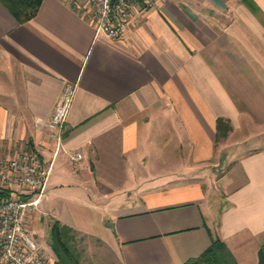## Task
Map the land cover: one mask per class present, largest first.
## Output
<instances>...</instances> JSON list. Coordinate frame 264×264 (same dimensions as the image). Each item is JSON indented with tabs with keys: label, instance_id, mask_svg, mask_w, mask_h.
Masks as SVG:
<instances>
[{
	"label": "crops",
	"instance_id": "1",
	"mask_svg": "<svg viewBox=\"0 0 264 264\" xmlns=\"http://www.w3.org/2000/svg\"><path fill=\"white\" fill-rule=\"evenodd\" d=\"M67 83L58 140L48 122ZM219 117L232 128L218 138ZM29 145L50 174L21 191L38 199L25 225L51 264L55 219L119 264H184L216 237L258 264L264 0H156L116 39L75 0H44L24 23L0 1V154Z\"/></svg>",
	"mask_w": 264,
	"mask_h": 264
},
{
	"label": "built area",
	"instance_id": "2",
	"mask_svg": "<svg viewBox=\"0 0 264 264\" xmlns=\"http://www.w3.org/2000/svg\"><path fill=\"white\" fill-rule=\"evenodd\" d=\"M83 5L96 22L97 30L109 38L120 37L133 15L155 5L156 0H86ZM76 85L67 83L48 123L50 135L58 140L68 127V117ZM78 152L73 159L82 158ZM50 169L32 145L14 156L0 155V189H10L15 197H0V264H50L38 240L25 225V215L38 199L24 200L22 190L40 194L44 191Z\"/></svg>",
	"mask_w": 264,
	"mask_h": 264
},
{
	"label": "trees",
	"instance_id": "3",
	"mask_svg": "<svg viewBox=\"0 0 264 264\" xmlns=\"http://www.w3.org/2000/svg\"><path fill=\"white\" fill-rule=\"evenodd\" d=\"M20 23L27 22L38 13L44 0H0ZM218 138L226 136L231 130V121L225 117L217 120ZM10 189H0L1 198H9ZM37 194V193H36ZM29 195L23 196L29 200ZM77 231L59 221L53 220L50 231L51 246L57 256L55 264H83L82 253L77 244ZM184 264H239L226 243L220 238H213L211 245L197 258H193ZM264 264V243L259 250V262Z\"/></svg>",
	"mask_w": 264,
	"mask_h": 264
},
{
	"label": "rangeland",
	"instance_id": "4",
	"mask_svg": "<svg viewBox=\"0 0 264 264\" xmlns=\"http://www.w3.org/2000/svg\"><path fill=\"white\" fill-rule=\"evenodd\" d=\"M75 1L78 5H87L88 7L86 0H75ZM236 141L238 140H235L234 144H231V142L230 144L233 145L234 147H237L238 145ZM218 145H220V143ZM15 196H16L15 194H11L10 197H15ZM76 237H77L78 248L82 253L83 264H119L117 261L111 258V255L107 252L106 248L103 247V244L100 242V240L92 236L81 234L78 232L76 234ZM56 259H57V256L55 257V260ZM49 261L51 264L52 262L50 258H49Z\"/></svg>",
	"mask_w": 264,
	"mask_h": 264
}]
</instances>
